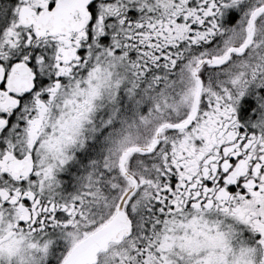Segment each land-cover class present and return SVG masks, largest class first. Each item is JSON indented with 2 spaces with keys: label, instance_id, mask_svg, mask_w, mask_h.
Wrapping results in <instances>:
<instances>
[{
  "label": "snow or ice",
  "instance_id": "1",
  "mask_svg": "<svg viewBox=\"0 0 264 264\" xmlns=\"http://www.w3.org/2000/svg\"><path fill=\"white\" fill-rule=\"evenodd\" d=\"M0 264H264V0H0Z\"/></svg>",
  "mask_w": 264,
  "mask_h": 264
}]
</instances>
